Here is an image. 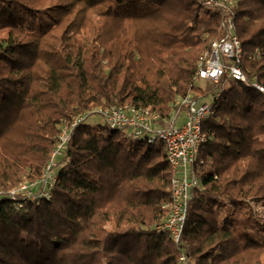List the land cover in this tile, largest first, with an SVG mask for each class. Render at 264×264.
<instances>
[{
    "label": "trees",
    "instance_id": "trees-1",
    "mask_svg": "<svg viewBox=\"0 0 264 264\" xmlns=\"http://www.w3.org/2000/svg\"><path fill=\"white\" fill-rule=\"evenodd\" d=\"M207 1L0 0V264H264V92L197 83L226 35V9ZM233 16L242 68L264 85V0H237ZM218 88L180 244L156 227L171 200L164 143L105 123L74 127L51 198L6 197L41 176L63 119L130 104L163 120Z\"/></svg>",
    "mask_w": 264,
    "mask_h": 264
},
{
    "label": "built area",
    "instance_id": "built-area-1",
    "mask_svg": "<svg viewBox=\"0 0 264 264\" xmlns=\"http://www.w3.org/2000/svg\"><path fill=\"white\" fill-rule=\"evenodd\" d=\"M236 1L206 2L226 9L227 18L223 22L226 35L214 39L200 57L196 81L198 83L201 80L206 82L221 80L223 88L230 81L238 80L264 92V85L255 76L249 77L242 68L243 43L236 33L233 16ZM261 53L262 50L258 48L253 55L259 56ZM222 88L207 95L190 93L185 98H179L170 116L163 120H160L159 114L149 107L130 104L98 106L70 120L63 119L58 125L57 143L41 176L35 180L21 182L12 188L6 197L15 200L24 197L36 203L43 198H51L57 177L55 169L58 160L65 155L74 127L92 115H99L103 123L112 129L123 130L130 139L147 140L150 143L160 140L164 143L171 166V200L164 204L168 208L167 216L156 227L169 232L174 241L180 244L192 191L201 188V178L194 165L201 145L209 138L203 125L214 113L213 102ZM207 97H210V100ZM180 264H188L185 255L181 256Z\"/></svg>",
    "mask_w": 264,
    "mask_h": 264
},
{
    "label": "rangeland",
    "instance_id": "rangeland-1",
    "mask_svg": "<svg viewBox=\"0 0 264 264\" xmlns=\"http://www.w3.org/2000/svg\"><path fill=\"white\" fill-rule=\"evenodd\" d=\"M203 88H205L206 87V84L208 83V82H206V81H203V80H201V81H199L198 82ZM207 99L208 100H210V97H207ZM174 106H176V104L174 105ZM87 121L88 122H90V123H98V122H101V123H103V121H102V118L99 116V115H92V116H90L88 119H87ZM62 159H59L58 161V164H57V166H56V169H55V171H56V174H58V171H59V168L61 167V165H63L64 163L63 162H61L60 163V161H61ZM55 174V175H56ZM39 178V177H38ZM35 180V179H34ZM28 181H30V180H28ZM24 182V181H23ZM249 201V203L252 205V206H255V210L260 214V215H263V212H262V202L261 201H258V199H249L248 200Z\"/></svg>",
    "mask_w": 264,
    "mask_h": 264
}]
</instances>
